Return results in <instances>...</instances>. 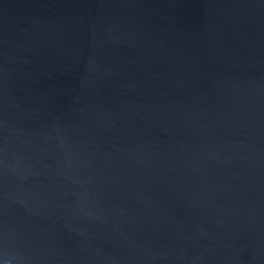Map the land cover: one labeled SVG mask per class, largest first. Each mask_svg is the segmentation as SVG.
Returning a JSON list of instances; mask_svg holds the SVG:
<instances>
[{
    "label": "water",
    "instance_id": "obj_1",
    "mask_svg": "<svg viewBox=\"0 0 264 264\" xmlns=\"http://www.w3.org/2000/svg\"><path fill=\"white\" fill-rule=\"evenodd\" d=\"M0 264H264V0H0Z\"/></svg>",
    "mask_w": 264,
    "mask_h": 264
}]
</instances>
